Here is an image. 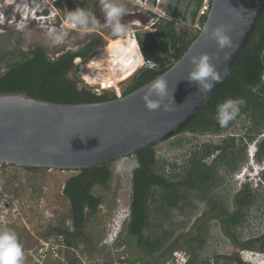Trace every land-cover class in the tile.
Returning a JSON list of instances; mask_svg holds the SVG:
<instances>
[{"label":"rangeland","instance_id":"1","mask_svg":"<svg viewBox=\"0 0 264 264\" xmlns=\"http://www.w3.org/2000/svg\"><path fill=\"white\" fill-rule=\"evenodd\" d=\"M32 1L34 0H0V71L6 68V64L18 59L17 52L19 51L39 46L52 57H56L70 49L82 46L97 35L96 31L101 32L102 30V27H95L90 30L92 32L88 33L69 32L62 43L56 44L49 35L48 28L46 31L44 25L47 23L37 24L36 21L30 19ZM70 1L75 5L78 0ZM45 2L41 4V7ZM86 2L92 8V13L100 7L103 13L101 0H85V5ZM119 2L125 6L126 13L132 10H141V13L145 11L133 2L125 0H119ZM132 22L137 25H129L128 34L137 32L141 40L147 41V33H153L151 27L138 19ZM105 38L108 41L105 42L103 39L105 44L102 43L100 51L88 59L90 61L88 62L89 71L99 77L110 75L120 80L122 76L118 73L119 68L110 73L106 70L105 62L118 61L120 56H117L119 53L112 46L115 38L108 36ZM109 42L110 46L107 47ZM112 53H114L113 56ZM164 55L166 56V53ZM115 64L112 62L110 66ZM75 66L81 68L83 65L80 61H76ZM72 73L73 71L69 73V76H72ZM77 73L79 77L80 72ZM129 83V80L123 81L120 88L124 89ZM250 127L251 124L247 120L236 118L233 125L222 134L227 137L229 134L239 137L244 135ZM260 137L247 142L246 148L252 149ZM222 139L210 131L184 132L154 145L157 173L172 182L175 178H181L184 175L187 161L193 153L200 151L204 145L217 144ZM246 157V161L231 175L220 168L221 184L211 193V196L227 211L232 212L236 209L234 196L241 185L249 181L256 198L250 208L244 213L242 211L244 215L242 223L228 232L222 231L216 219L208 215L204 216L207 205L198 198L196 191L185 189L187 199H183L180 203V206H188L185 208V213L179 208H174L167 210V215L163 216L162 212L157 210L160 204L158 200L150 203L149 226L144 234L153 239L164 232L171 235L163 243L161 250L155 254L139 249L133 244V238L127 236L125 222L128 219L126 209L130 199V171L117 172L116 163L132 158L122 157L110 162L111 176L108 183L105 186L93 188V193L100 196L103 203L85 226V232L92 239V245L79 242L70 250L60 251L63 262L46 257L43 264H123L122 262L161 264L163 260L164 264H176L172 260L174 253L184 255L185 260L189 256L192 257V264H264V253L261 252V246L264 245V186L256 185V182L258 184L257 177H261L259 173L263 168L264 160L262 163H257L247 154ZM210 160L211 157L205 159V163L208 164ZM256 174H258L257 177L254 176ZM69 175L68 172L60 170L28 172L13 166L2 171L0 175V229L7 228L17 234L25 254L24 264H33L36 248L41 242L58 230L69 226V210L62 195L63 180ZM12 209H15V212ZM121 229L119 239H115ZM197 232H200L198 240L190 242V250L182 246L183 239ZM247 242L251 245L235 255L234 244L242 245ZM172 247L181 249H174L172 253H169Z\"/></svg>","mask_w":264,"mask_h":264},{"label":"trees","instance_id":"2","mask_svg":"<svg viewBox=\"0 0 264 264\" xmlns=\"http://www.w3.org/2000/svg\"><path fill=\"white\" fill-rule=\"evenodd\" d=\"M56 5L61 7L59 3ZM204 21L205 18L201 21L202 25ZM198 32L195 31L192 35L176 32L172 24L168 23L156 33L160 42L156 41L152 33H147V41L138 37L140 51L146 61L159 62L161 55L166 53V56L163 57L166 62L159 70H139L133 83L122 92L121 96L138 89L168 70L183 55ZM46 53L44 49L39 47L17 52L18 59L6 64L5 70L0 72V93L27 92L34 99L56 104L98 103L116 98L113 93L96 94L90 88L79 85L77 72L80 68L75 66L74 60L78 58L85 62L90 59L94 53L90 46L68 50L58 55L54 60H49ZM263 54L264 13L206 106L180 132L210 131L220 134L226 131L233 125L234 120L227 127H220L215 118L216 107L226 99L239 98L244 100V104L241 105L240 115L237 118L242 117L251 124L250 129L244 135L239 137L228 136L217 144L204 145L200 151L191 155L187 161L184 175L181 178H175L173 182L166 180L157 173L155 160L147 166L146 171H143V158L139 156L140 153L136 155L140 167L131 170L133 178L129 210L132 219L126 230L127 236L133 238L134 245L139 249L155 254L161 250L163 243L171 236L164 232L161 236L153 239L144 234L145 229L149 226L150 203L158 200L160 204L157 210L162 212L163 216L167 215V210L174 208H179L181 212L185 213V208L188 206H180L182 200L187 199L185 189L196 191L198 198L207 205L204 216L217 218L222 231L228 232L231 228L242 223L243 213L251 207L256 198L250 188V182L243 183L234 196L233 201L236 209L232 212L227 211L211 196V193L221 184L220 176L218 180L219 168L224 169L228 175L236 172L247 159V142H252L264 131V66L261 60ZM71 71H73L72 76H69ZM212 122H214L213 126L210 127ZM147 150L150 156L154 158L153 148L150 147L143 151ZM215 152H218L217 158L215 157L212 163L207 165L205 159ZM263 158L264 140H261L255 153V161L260 163ZM112 161L93 166L90 169L73 172L63 171L70 174L63 180V194L65 196L63 198L69 210L68 218L72 219V226L77 233L81 231L83 226L85 228L88 220L95 216L103 203L102 198L93 193V186L100 187L108 183L111 176L109 163ZM172 166L175 168L174 164ZM22 169L28 172L48 171L40 168ZM90 171L95 172L93 177L91 174L89 175ZM146 174H149L150 178H147ZM89 177H91L90 182L84 188L85 190H82V187L85 186V180ZM262 180L264 181V177ZM262 183L264 184L260 181L258 184ZM85 208L92 211L87 220L84 219L83 215ZM197 233L183 239L182 246H186L185 248L190 250V242L198 240L200 232ZM71 236L73 235L65 233V244L68 248L73 245L70 240ZM248 245L251 243L234 244L235 255L246 249ZM174 249L181 248L172 247L169 253H172ZM261 252L264 253V245L261 246ZM192 261L193 258L189 256L186 264H192ZM161 264H164V260L161 261Z\"/></svg>","mask_w":264,"mask_h":264},{"label":"water","instance_id":"3","mask_svg":"<svg viewBox=\"0 0 264 264\" xmlns=\"http://www.w3.org/2000/svg\"><path fill=\"white\" fill-rule=\"evenodd\" d=\"M158 15L191 27L202 0H140ZM171 7H174L169 11ZM264 13V0H212L205 21L183 55L160 76L168 83V112H149L141 96L147 82L115 99L98 103L56 104L30 97L27 92L0 93V162L49 171L90 169L144 149L179 134L206 106L207 96L186 79L189 56L208 54L222 79L251 37ZM230 25L234 48L218 51L208 31ZM187 55L185 56V54ZM264 66V54L261 57ZM222 81V80H221Z\"/></svg>","mask_w":264,"mask_h":264},{"label":"clouds","instance_id":"4","mask_svg":"<svg viewBox=\"0 0 264 264\" xmlns=\"http://www.w3.org/2000/svg\"><path fill=\"white\" fill-rule=\"evenodd\" d=\"M101 6L104 13V22L96 18V15L85 9L77 8L74 11H67L65 23L71 28H79L81 32H89L92 28L102 27L111 38H115L113 47L120 53V59L114 60L113 63H121L125 67L136 64H147L149 67H156L157 64L151 60L146 61L140 51L139 44L133 41L132 48H124L121 40L129 33V24L122 22V18L126 15L125 6L119 0H101ZM37 8H32L30 19L34 18ZM231 30L230 25L220 24L208 31L207 26L203 31L207 34L208 39L215 42L218 51L234 48L233 41L228 35ZM54 43L59 44L64 41L66 33L56 29L49 33ZM131 53L130 59H125ZM187 53L185 54V56ZM208 54H200L198 56H189L188 63L190 71L185 80L197 87V92L202 96H207L213 87L222 80L221 73L217 70V65L211 62ZM174 91V90H173ZM173 91L170 96L168 83L164 76H158L155 80L147 84L146 91L141 96V100L145 109L149 112L162 111L168 112L174 106ZM244 104L243 99H226L216 107L215 118L220 127H227L229 123L240 115L241 105ZM139 161L136 159L121 160L116 163L117 172L131 171L139 168ZM249 177V175H246ZM249 182V181H247ZM257 184V182H256ZM257 186H264L258 184ZM128 207L126 209V218L129 217ZM127 220V219H126ZM124 222V221H123ZM173 260V257H172ZM25 254L23 246L19 241L17 234L7 228L0 229V264H24ZM187 260L181 264H186Z\"/></svg>","mask_w":264,"mask_h":264},{"label":"flooded vegetation","instance_id":"5","mask_svg":"<svg viewBox=\"0 0 264 264\" xmlns=\"http://www.w3.org/2000/svg\"><path fill=\"white\" fill-rule=\"evenodd\" d=\"M125 1L133 2L134 5L137 4L136 6H140L145 11L143 13H141V10L140 11L132 10L131 12L126 13V15L122 18V22H125L126 24H129V25L136 26L137 24L133 23L132 21L134 19H138L140 22L145 23L147 26L151 27L152 32H153L152 34H154V38L156 39L157 42H160V39L156 35L157 31L160 30L165 25H167L168 23L172 24V26H173V28H174V30L176 32L187 33L188 35H192L195 32V29L193 28V26L187 27V26H184L181 23H179V22H177V21H175V20H173L171 18H166V17L160 16L155 11L151 10L143 2L136 1V0H131V1L130 0H125ZM43 2H45V1L44 0H38L36 2V0H34V1L31 2V7L30 8H35V9L37 8L38 11L34 14V18L32 20L36 21L37 24L47 23L46 25H44L45 28H46V31H47V28L49 29V27H54L55 28L56 26H59L61 24V22L64 23L65 20H66V17H67V11H74L77 8H80V9H85L87 11L92 12V10H91L92 8H90V6H88L87 2H86V5H85V0H78L75 5L73 3H71L70 0H50V1L46 0L44 6L41 7V4ZM58 3L61 4V7H57L56 4H58ZM173 8L174 7H171L169 9V11H171V9H173ZM100 10H101V7L97 8L95 11L94 10L93 11H94V14L96 15V18L101 23H103L104 22V13H101ZM56 30L62 31V32L66 33V34L69 33V32H81V30L79 28L70 29V28H68L65 25H63V29L57 28ZM184 31H186V32H184ZM89 32H92V31H89ZM81 33H83V32H81ZM86 33H88V32H86ZM95 33L97 35L93 39L87 41L85 44H83L80 47L73 48V49H70V50H76V49H79V48L90 46V48H92V51L94 52L93 54H97V51H100L99 49L101 48L102 43L105 44V42L108 41L107 38H105V36H108L109 38H110V36L108 35L107 31L105 29H103V28H102L101 32L96 31ZM134 33H135L136 38L138 40L139 36L137 35V32H134ZM103 39L105 40V42L103 41ZM36 47H39V46H34V47L29 48V49H33V48H36ZM39 48L43 49L42 47H39ZM29 49H27V50H29ZM46 55L49 58V60H54L58 56V55H56V57H52L48 53H46ZM113 55H114V53H112V56ZM163 55H161V60L159 62H153V63L157 64V66L155 68H142V69H140V71H145L146 69L159 70L166 62V60L163 59V57L165 55L164 56ZM76 61H82V60H80L78 58L75 59L74 60L75 65H76ZM4 70L1 69L0 72H3ZM138 72L139 71H136L129 79H127V80L130 81V83L124 89H122L121 93L124 92V90L126 88H128L133 83L134 79L138 75L137 74ZM239 118H242V117H239ZM213 123L214 122H212L210 124V127L213 126ZM222 133H220L221 134L220 138L226 139L227 136H224ZM214 134L218 135L216 133H214ZM263 134H264V131L261 133V135H263ZM261 135H259L258 137H260ZM228 136H232V135L229 134ZM261 140H264V135L262 137H260V139L256 140V142L254 144V147L252 149L248 148V157L251 160H253V159L255 160V153L257 151L258 144L260 143ZM152 148H153V146H152ZM217 155H218V152H215L213 155L209 156L208 158L211 157V160L209 161L208 164L207 163L206 164L207 165L211 164L212 161L215 159V157ZM139 156L143 158L142 170L146 171L147 166L151 165L154 162L155 157L152 158L150 156L148 150L147 151H142ZM136 157L137 156H134V157H131V158L132 159H136ZM263 160H264V158H263ZM263 160L260 163H262ZM219 170H220V168H219ZM219 170H218V180H219ZM90 174H91V177H93L95 172L94 171H90L89 175ZM259 174L261 175V177H259V178L257 177L258 174L254 175L255 177H257V181L264 182L262 180V177H264V165H263V168L260 170ZM91 177H89V178H87L85 180V186L82 187V190L88 185V183L91 180ZM146 177L150 178V175L146 174ZM132 178H133L132 177V171H130V196H131V190H132V188H131ZM221 179H222V177H221ZM221 179H220V183L222 181ZM256 185H258V184H256ZM103 186H105V185H103ZM93 187H95V185ZM63 188H62V195H63V197H65L64 194H63ZM129 206H130V199H129V202H128V209H129ZM128 212H129V217H128L127 221L125 222V226L126 227L130 224L131 219H132V216L130 214V210H128ZM91 213H92V211L90 209L85 208L84 209V213H83L84 219L87 220L88 216ZM213 219H216V221L218 223V226L220 228L219 220L217 218H213ZM68 220H69L68 222L70 223L68 227H64L63 229L58 230L55 234H53L52 236H50L48 238H54L56 235L60 234V235L63 236V240L65 242V233L66 234H72L73 236H71V239H70L72 244H73L72 247L76 246L79 242H85L86 244H89L91 246L92 245V241H91L92 239L85 232L84 226L82 227L81 231L79 233H77L75 231V229L73 228V226H72V219L68 218ZM83 225H84V222H83ZM121 232H122V229L118 231L115 239H119V236H120ZM66 249L70 250L71 247L68 248L67 245H66Z\"/></svg>","mask_w":264,"mask_h":264},{"label":"built area","instance_id":"6","mask_svg":"<svg viewBox=\"0 0 264 264\" xmlns=\"http://www.w3.org/2000/svg\"><path fill=\"white\" fill-rule=\"evenodd\" d=\"M211 1L212 0H202L198 12H197V16H196V20L194 22L193 28L196 31H200L202 24L201 21L203 18L206 17V15L209 12L210 9V5H211ZM63 25L67 26L70 29H73L71 27H69L65 22H61V24L59 26L54 27H49V32H51V30L53 29H63ZM123 42H129V45H132L133 41H135L137 43V38L135 33H131L126 35L123 39ZM82 63L83 66H81L80 70H79V81H80V85L86 88H90L93 92H95L96 94H101L103 92H110L116 95V97H120L122 95L121 91L122 89L120 88V84L122 82L119 81V79H117L115 76H104V77H99L97 75H94L93 72L89 71L88 68V62L90 61H80ZM142 68H155V67H149L147 64H143L140 65L138 70ZM122 78V77H121ZM218 138L221 137V134L217 135ZM126 158V157H125ZM8 169V167L6 166V170ZM1 173V170H0ZM12 205V204H11ZM13 212H15V209ZM17 212V211H16ZM66 249V245L65 242L63 240V236L58 234L56 235L54 238H48L46 240H44L43 242H41L37 248H36V256L33 259V264H43V262L46 260V257H49L53 260L59 261V262H63V260L61 259L60 256V251ZM173 261H175L176 264H181L183 262H185V256L178 254V253H174L173 254ZM126 264V263H123Z\"/></svg>","mask_w":264,"mask_h":264},{"label":"bare ground","instance_id":"7","mask_svg":"<svg viewBox=\"0 0 264 264\" xmlns=\"http://www.w3.org/2000/svg\"><path fill=\"white\" fill-rule=\"evenodd\" d=\"M128 43L130 44V41L129 42H123V41L121 42V44H123L124 48H126V49L132 48V45H129ZM137 43H138V41H137ZM109 46H110V42H109V45L107 47H109ZM115 48L116 47H114L113 49H115ZM113 49H110V50H113ZM107 51H109V48H107ZM132 52H135L134 48H132ZM120 55L121 54L119 53L117 56H120ZM130 58H131V53H129V55L127 57H125V59H130ZM112 62L113 61H106L105 62L106 63V70L110 73V72H114V70L119 68L118 73L121 74L120 76H122V78L119 80L120 82H123V81H126L127 79H129L138 70V68L140 66V65L132 64V65L125 67L123 64L117 63L111 67L110 65L112 64ZM3 164H5V163L0 162L1 173L4 169H6V166L7 167L12 166V165H8V164H5V165H3ZM14 167H16V166H14ZM19 168H26V167H19ZM1 173H0V175H1ZM258 183H260V181H258ZM262 185H263V183H262ZM60 256H62V252H61Z\"/></svg>","mask_w":264,"mask_h":264}]
</instances>
